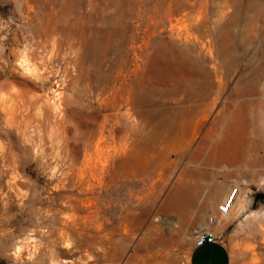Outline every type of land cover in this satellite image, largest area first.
Here are the masks:
<instances>
[{
	"label": "rangeland",
	"instance_id": "374dc122",
	"mask_svg": "<svg viewBox=\"0 0 264 264\" xmlns=\"http://www.w3.org/2000/svg\"><path fill=\"white\" fill-rule=\"evenodd\" d=\"M0 71V264L72 260L49 221L72 213L71 194L111 200L108 216L131 234L117 264L155 214L169 222L139 252L151 264H188L213 224L232 264H264V172L204 165L230 148L219 120L264 141V0H0ZM164 117L186 123V142H154ZM199 166L221 191L159 212Z\"/></svg>",
	"mask_w": 264,
	"mask_h": 264
},
{
	"label": "bare ground",
	"instance_id": "6f19581e",
	"mask_svg": "<svg viewBox=\"0 0 264 264\" xmlns=\"http://www.w3.org/2000/svg\"><path fill=\"white\" fill-rule=\"evenodd\" d=\"M23 63L27 66L29 64L28 60L23 61ZM198 72L206 76V72L203 68L200 67ZM6 85L7 82L4 81V73L0 71V97H3V90ZM251 88L254 91L257 89L255 84H251ZM239 120L241 121V119ZM234 121H236V119H232V121L229 122L225 127H222V122L220 120L218 121L217 130L220 131V129H222L224 131V136L223 138H219V143L227 142L230 144V148L216 149L214 154L208 157L206 161H215L221 164L227 162L238 163L243 158V152L240 151L239 145L242 146L243 144H248L249 148H251V153L253 152L252 156L255 158L254 162L257 163V152L261 148L262 144H264V141L261 138H258V135H256L253 138H248L246 143L245 129L243 127L234 129ZM185 128V122L173 124L164 117L161 120L160 126L154 128L155 131H153V133H155V135L153 134V140L154 142H163L164 144L166 142L171 146L181 145L188 140V134ZM203 188L204 183H201L195 188V191L200 192L203 190ZM190 189L187 187L186 189H181L177 193L174 192V195H171L163 203L158 211L173 212L178 214L183 213L181 212L182 209L185 210L186 208H190L192 205L190 197L192 195H189ZM218 189L219 188H216L215 190L218 192ZM83 196L72 194L65 196L64 198H66L68 202L72 204H69V208L72 213L63 214V211L59 210L58 212L53 213L49 218V221L53 225L51 226L56 227L54 228V232L57 234L56 242L60 240L66 242V251L71 257H73L72 260L66 263L53 262V264H117L125 252L127 242L131 240V234L128 230H124L125 228L122 229V224L120 222L113 220L108 216V213L112 207L107 208V204L111 200H103L99 196L96 198L97 203H95V198H84ZM157 198V195H153L138 197L137 200L140 202H155ZM73 203H76L80 206L73 205ZM100 203L103 206L101 205L100 207ZM153 219L154 220L151 226H149L142 235L139 243L136 245L133 251V254L129 257L126 264H151L149 257L140 256L139 252L144 250L143 247L147 246L148 244H158V242H163L164 238L161 236V228L158 226V224L164 225L168 224L169 222L168 219L164 220L157 214L154 215ZM176 220L178 219L176 218ZM155 236L159 239V241L158 239L155 240L153 238ZM36 250L38 251V248ZM39 252L40 255H42V251H40V249ZM64 254L66 255V253Z\"/></svg>",
	"mask_w": 264,
	"mask_h": 264
},
{
	"label": "crops",
	"instance_id": "0c3cea01",
	"mask_svg": "<svg viewBox=\"0 0 264 264\" xmlns=\"http://www.w3.org/2000/svg\"><path fill=\"white\" fill-rule=\"evenodd\" d=\"M245 140H246L245 142L247 143L248 138L246 136H245ZM239 148H240V151L243 152L242 154L243 158L241 159V161L238 163L227 162L223 164L237 166L240 168H242V166L247 167V171H244L245 175H249V176L256 175L255 177L260 176L264 172L261 169V166L259 164L262 157L258 156L257 163H255L254 162L255 158L251 156V148H249L248 144H243L242 146L239 145ZM262 148H264V144H262L260 149ZM204 165L211 166L214 164L209 161H205ZM255 167L257 168V172H256L257 174L253 173V170H254L253 168ZM234 174L235 172H230L226 174L224 177V180L227 181L229 177ZM200 181L201 183H204V188L203 190L200 191L201 193L204 192L205 190H209L211 193H213V195H217L221 191V187L213 184L212 179H211V174L209 171H207V169L204 166H199L198 169L190 170L184 176L183 181H181V184H179L176 187V189L171 193V195H174V192L177 193L181 189L183 190V189H186L187 187H189V189L191 188L189 195H192L190 196L192 205L190 208H186L183 211V213L187 211V209L189 210L198 204L197 199L199 198L200 192H196L195 188L201 184ZM216 188H219L218 192L215 190ZM200 202H201L202 207L206 206L205 201H200ZM205 230H209L213 232L218 237V240L215 243L206 244L201 247H197L194 242L188 254V264H232L231 249L229 245L226 243L225 239H223L221 226L213 224L211 226H208Z\"/></svg>",
	"mask_w": 264,
	"mask_h": 264
},
{
	"label": "built area",
	"instance_id": "2783aa9c",
	"mask_svg": "<svg viewBox=\"0 0 264 264\" xmlns=\"http://www.w3.org/2000/svg\"><path fill=\"white\" fill-rule=\"evenodd\" d=\"M230 203H226L224 206V213L227 214ZM218 240V237L209 230H203L195 238V245L197 247L204 246L206 244L215 243Z\"/></svg>",
	"mask_w": 264,
	"mask_h": 264
}]
</instances>
